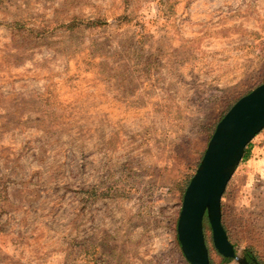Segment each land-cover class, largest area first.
<instances>
[{"label":"rangeland","instance_id":"rangeland-1","mask_svg":"<svg viewBox=\"0 0 264 264\" xmlns=\"http://www.w3.org/2000/svg\"><path fill=\"white\" fill-rule=\"evenodd\" d=\"M263 82L264 0H0V264H190L187 183ZM221 222L264 264V127Z\"/></svg>","mask_w":264,"mask_h":264},{"label":"water","instance_id":"water-1","mask_svg":"<svg viewBox=\"0 0 264 264\" xmlns=\"http://www.w3.org/2000/svg\"><path fill=\"white\" fill-rule=\"evenodd\" d=\"M264 127V82L237 99L207 143L203 156L183 194L177 237L190 264H212L203 233L206 215L216 250L237 264H249L238 255L221 222V197L247 144Z\"/></svg>","mask_w":264,"mask_h":264},{"label":"trees","instance_id":"trees-1","mask_svg":"<svg viewBox=\"0 0 264 264\" xmlns=\"http://www.w3.org/2000/svg\"><path fill=\"white\" fill-rule=\"evenodd\" d=\"M252 89H250L249 91H251ZM247 91V93L249 92ZM234 102H232L226 109V111L229 109V107L233 104ZM225 114V112L220 116L219 120L222 118V116ZM218 120V121H219ZM250 144H251V141L247 144L246 148H245V151H244V154H243V157L241 160H244V159H247L249 157V153H250ZM189 182V181H188ZM188 184V183H187ZM203 222L206 223L207 225H209L208 223V220H207V217L206 215H204V219H203ZM243 254L245 255L247 261L249 262V264H260V262L258 261V259L256 258V256L253 254V252L246 248L243 252ZM224 260H228L229 258H224ZM226 260V261H227Z\"/></svg>","mask_w":264,"mask_h":264},{"label":"flooded vegetation","instance_id":"flooded-vegetation-1","mask_svg":"<svg viewBox=\"0 0 264 264\" xmlns=\"http://www.w3.org/2000/svg\"><path fill=\"white\" fill-rule=\"evenodd\" d=\"M249 263V262H248Z\"/></svg>","mask_w":264,"mask_h":264}]
</instances>
